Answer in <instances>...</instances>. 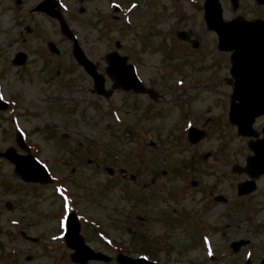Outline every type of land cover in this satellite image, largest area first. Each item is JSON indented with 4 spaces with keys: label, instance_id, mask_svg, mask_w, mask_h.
<instances>
[{
    "label": "rangeland",
    "instance_id": "1",
    "mask_svg": "<svg viewBox=\"0 0 264 264\" xmlns=\"http://www.w3.org/2000/svg\"><path fill=\"white\" fill-rule=\"evenodd\" d=\"M38 1L0 0V97L10 102V109L0 112V150L14 146L18 152H22L15 141L16 129H20L30 150L48 167L54 179L47 187L41 185L35 191L37 185L33 183L27 185L29 189L23 188V185L18 184H23L20 177L13 172V163L0 158V226L8 228L13 225L14 218L22 219L32 224L31 232L35 234L51 231L52 234H45L44 237L49 251L54 254L65 251L64 239L59 236L63 229L59 216L63 218L70 210H76L86 223L88 216L100 210L140 212L139 209H132L140 204L138 183L141 179L134 181L130 175H139L138 162L145 161L144 179L150 183L148 176L151 171L145 164L156 160L162 170L170 169L174 177L172 173L158 175L153 187H165L162 191L164 194H161L165 198L168 184L172 183L171 189L174 192L178 189L175 194L178 198L174 214H167L169 204L162 201L159 211L163 213L159 219L154 222L152 218L146 223L153 235L159 237L160 233L169 231L167 234L175 238L178 251L183 252L184 264H262L264 177L259 178L256 191L239 197L235 186L246 175L234 173L231 168L232 163L243 164L249 154L247 138L239 136L229 121L224 124L216 121L224 113L219 108H212L213 122L206 125L209 134L198 145L186 146L187 143H184L186 123L178 132L181 137L183 133L184 145L177 147L174 143L170 144L174 139L168 140L165 132L161 131L159 137L164 139L161 145L166 147L165 150L157 151L145 146L146 139L157 136V128L153 124L169 126L170 117L166 116L165 120L151 124L147 119L139 118L143 110L134 105V101H144L142 97L136 99L127 91L116 90L112 98L107 100L92 93L91 79L73 59L71 43L64 38L57 22L45 14H29L30 8ZM175 1L178 2L175 4ZM203 1L142 0L140 3L138 0H62L63 13L81 38L82 47L89 58L94 59L102 68L105 65L104 54L116 48L115 42L119 40L123 47L132 48L122 52L135 55L133 62L138 65L139 75L147 80L149 77L159 78L161 74L159 38L149 37L150 47L147 45V49V46L142 49L140 40L144 44V39L132 35L125 24L114 21L113 15H120V12L114 11L115 6L126 8L133 15L132 24H136L134 29L139 34L143 30L140 24L145 21L148 33L151 27L155 31L168 33L169 30L176 32L179 27L192 26L208 43L203 44L205 48L212 46L211 42L214 45L212 54L208 53V61L215 58L221 62L225 59L216 49V36L207 30L202 12L198 10ZM133 2L139 3L140 7L134 8L136 5ZM159 2L162 7L166 4L167 8L176 5L179 12L168 11L158 21L152 22L149 17L143 20L141 15L154 10ZM221 2L226 19L234 15L250 19L264 18V5L256 0H240L237 8H233L230 0ZM80 6H85L87 12H79ZM138 12H141L140 17L135 16ZM183 18H186L184 23L181 22ZM50 40L58 45L60 54L55 55L48 50L47 42ZM18 50L28 53L24 66L11 63ZM178 51H183V47L178 48ZM198 87L199 84H193V89ZM195 91L197 98L194 105L198 109L207 105L204 98L214 99L203 93L201 97L199 90ZM166 100H169L167 95L157 107H165ZM263 124L264 116H261L255 128L260 129ZM143 125L151 127L154 132H145ZM65 134L67 137L63 136ZM185 160L187 164H184ZM107 166L115 170L114 174L106 170ZM74 167L77 168L74 173L70 172ZM156 168L159 169V166ZM125 172L128 179L122 177ZM183 175L186 176L183 178ZM8 178L12 182L8 184L9 187L5 185ZM193 179L199 180L197 188L190 183ZM108 183L113 185H109L107 190ZM143 190L148 192L149 184ZM181 191L187 192L186 196ZM220 193L229 198V202L219 203L213 199L214 195ZM8 201L13 203L12 211L6 208ZM38 208L50 214L40 218L44 220L43 223L36 219L40 215ZM58 209V218H52L51 215ZM147 211L149 213L151 208ZM169 215L177 220L176 225L170 229L167 223ZM136 225L133 228L138 233L147 227ZM113 234L117 241L121 238L129 239V231L126 233L124 229ZM84 238L93 248L98 247V239L89 231L84 232ZM239 238H248L251 244L235 255L229 245L233 239ZM1 243L7 255L19 254L18 246L21 245L22 254L18 255V259H23V263H44L45 258H38L41 248L34 245V242L21 239L20 244L17 239L8 240L1 234ZM65 249L67 256L64 264H75L69 260L71 250ZM28 255H31L30 262L25 261Z\"/></svg>",
    "mask_w": 264,
    "mask_h": 264
},
{
    "label": "flooded vegetation",
    "instance_id": "2",
    "mask_svg": "<svg viewBox=\"0 0 264 264\" xmlns=\"http://www.w3.org/2000/svg\"><path fill=\"white\" fill-rule=\"evenodd\" d=\"M42 1L43 0H39L38 2H36L33 7L30 8L29 12H33L37 5ZM59 1L62 2V0ZM198 10L199 12L203 11L201 7L200 9L198 8ZM168 11L173 13L177 12L176 7L171 6L170 8H167L166 4L162 7L161 3L159 2L154 7V10H149L148 14H146L145 12L143 15H141V17L143 18V20L149 17L152 21H158L163 16H165V13H167ZM140 13L141 12H138V14L135 15H139L140 17ZM113 17L114 21H123L127 24L133 19V16L129 14H123V16L113 15ZM184 21L185 19L182 20V22ZM111 24H113V21L111 22ZM141 24L140 26L141 28H143V30L140 32V34H138L137 32L136 34L144 39V44L143 41L140 40L142 49H144L148 45L150 35L147 33L148 30L146 21L142 22ZM179 30L185 32L184 35L185 37H187V40H181L180 38H178ZM157 33L158 34L156 36V39L159 38L161 52L159 65L163 74L160 77L163 78V85L161 86V88L167 89V84L170 82V80L178 81L186 78L190 79L192 78V76H194L197 78V84L200 85V87L198 88L201 97H203V94H205L213 96L214 98H204V101L206 100L205 102L207 105H205V107H202L201 109L196 108V106L194 105L195 100L189 99V97H187L186 95L180 96L183 97L181 98V104H177L176 101L171 100L170 103L172 102L175 110L179 112L181 122L180 125L182 124V121L184 119H191V121L194 122V125H196L198 128L207 129L206 125L212 123V119L214 118L212 108H219L224 113L221 114V117L218 116L216 121L219 120L220 122H222V124H224L223 122L227 123L229 110L228 106L232 100L231 94L233 91V86L230 79V53L221 52L224 56V61L220 62L215 58H213L211 61H208V53L210 52L212 54L214 45L211 42L212 46H206L205 48L203 44L208 43L204 41L202 35L198 34V32H196V30L192 26L179 27L176 32H174V30H169L168 33H163L161 30H158ZM193 40L197 41L198 47L195 48ZM148 46L146 47V49L148 48ZM180 47H183V51L179 52L178 48ZM143 80L146 85H150V79L147 80L144 78ZM164 94L165 91H160V93L157 95L158 98L156 99V101L160 102V99L164 97ZM145 97L147 101L155 102L152 99L151 94H144L143 100L146 103L142 104L143 106H141V104L139 103L135 105L136 107H143V112H145L146 109L149 110L152 108V106L145 100ZM146 114L149 115L148 111L146 112ZM138 165L140 169L139 172L141 173H139V175L131 174L130 176H132V179L134 181H138V179H141L138 183L141 197L139 199V206L133 207L132 210L136 211L135 209H139V213L144 214H135V212L130 213L131 210L122 209H120V211L117 210L116 212L114 209L100 210L98 212H93V217H87L89 221H87L86 223L82 221L83 237L84 232L89 231L93 237L98 239V247L96 248V250L99 252L102 251L104 253V255L101 254L98 259H91L87 264H121L120 254L122 253L130 256L131 258L146 257L149 260L147 264H184L183 252L178 251V245H176L175 238L172 235L167 234L169 233V231L166 233H160L159 235L161 236L157 237L153 235L150 230V226L146 224L147 222H150V219L152 218L154 222L159 219L161 213H163L159 211V204H161L162 201L169 204V210H166L167 214H174L176 210L174 207L176 206V200L178 198V195H175L178 192L177 187H174L175 189H177V191L174 192L171 189L173 187V184L169 183L167 188L169 190V193L168 190L165 191V198L161 197L163 191L162 187L157 185V189L153 187L154 182L157 181L155 178L158 175L172 172H158V169L156 168L158 164H154L153 168H155L156 173L150 174L148 176V180L150 182L148 183L144 179V161L138 162ZM171 175L174 177L173 173ZM171 175L169 176L171 177ZM185 176L186 175H183V178ZM122 177L128 179V174H124ZM150 177L152 178L149 179ZM147 184H149V190L148 192H145L143 190V187L146 188ZM157 191H159L160 193L158 192V194H156ZM181 193H184V196H186L187 194V192L185 193L184 191H181ZM149 208H151V211H149L148 213L147 210ZM113 212L115 213L112 214ZM168 218L169 219H167V223L170 229L176 225L177 220L173 218V215H169ZM184 218L185 220H187L186 217ZM136 223L141 226L147 225V227L143 230L142 233H138L137 230L133 228L137 226ZM117 225H120V227ZM151 226L153 225L151 224ZM123 229L126 231V233L127 231H129V234L127 235L129 239L127 240L124 238V240H122L121 238L120 241H117L113 232H121V230ZM148 234L152 235L150 236ZM164 234L166 235L164 236ZM14 237H16L21 244V230L17 234H15ZM85 240L88 244H90L86 238ZM37 243H39V247L42 251L38 254V258H45L44 264H64L67 253L56 257L54 256L55 254L52 251H49L50 248L49 246H46L44 244L43 239H39ZM250 244L240 249V251L249 248ZM0 247V264H25L23 263V257L21 258L22 260L18 259V255L22 254L21 245L18 246L17 252L19 254L17 255H7V253H5L6 251L4 252L3 243L0 244ZM229 249L232 251L230 245ZM234 254L237 255L238 253L236 254L234 252ZM69 257V260H71V252L69 254ZM14 260L16 261L11 262ZM49 260H51V262H48Z\"/></svg>",
    "mask_w": 264,
    "mask_h": 264
},
{
    "label": "water",
    "instance_id": "3",
    "mask_svg": "<svg viewBox=\"0 0 264 264\" xmlns=\"http://www.w3.org/2000/svg\"><path fill=\"white\" fill-rule=\"evenodd\" d=\"M237 5L238 0H232ZM264 2V0H261ZM47 7H45V6ZM56 2L52 0H44V3L39 5V8L48 11L51 15L62 17L58 11H54ZM205 21L211 30H215L219 37V48L221 50H232V71L234 82V99L230 109V119L237 125L239 134L247 137L258 136V132L253 129V123L257 116L264 114V20L257 19L251 21L243 17H234L233 20L226 21L223 19V9L219 0H206L205 6ZM63 31L67 36L72 38L73 34L62 19ZM181 36L183 34L181 33ZM52 50L54 44H51ZM74 55L76 60L81 63L85 70L93 77L94 88L101 95L110 96L112 89L105 90V77L99 74L96 70V65L87 59L82 49L75 40ZM26 53L20 52L14 62L23 65L26 61ZM109 66L107 70L112 79H116L115 87L124 89L133 88L134 90H144L140 81L136 80L134 69L127 64V58L120 57L116 52L107 56ZM7 103L0 100V109L6 108ZM196 129L190 130V140L195 143L203 138L204 134L195 133ZM264 133V126L262 128ZM19 145L28 151L25 141L19 135L17 137ZM250 149L255 152L254 155L247 158L246 166H235V170L246 172L251 178L250 180L242 181L238 187V194H248L256 188L255 179L264 174V135L261 139L251 140ZM0 156L7 157L16 165L15 172L20 174L25 181L50 182L51 178L44 165L38 162L34 156L28 152L27 155H21L12 147L6 149L5 152H0ZM220 200L222 195L216 197ZM68 220V230L65 239L71 248L75 249L72 259L85 263L90 257H97L92 249L87 248L84 239L80 235V225L77 216L74 213L70 214ZM247 243L246 240L233 241L232 247L238 250L241 246ZM127 258L126 256H122ZM121 257V258H122ZM129 259V258H127ZM122 259V264H147V262ZM138 260V259H136Z\"/></svg>",
    "mask_w": 264,
    "mask_h": 264
}]
</instances>
